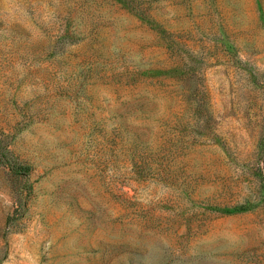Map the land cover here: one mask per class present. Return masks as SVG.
I'll return each mask as SVG.
<instances>
[{
    "label": "rangeland",
    "instance_id": "374dc122",
    "mask_svg": "<svg viewBox=\"0 0 264 264\" xmlns=\"http://www.w3.org/2000/svg\"><path fill=\"white\" fill-rule=\"evenodd\" d=\"M0 264H264V0H0Z\"/></svg>",
    "mask_w": 264,
    "mask_h": 264
}]
</instances>
